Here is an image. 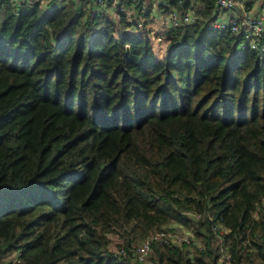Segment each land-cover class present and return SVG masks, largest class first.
Wrapping results in <instances>:
<instances>
[{
    "label": "trees",
    "instance_id": "obj_1",
    "mask_svg": "<svg viewBox=\"0 0 264 264\" xmlns=\"http://www.w3.org/2000/svg\"><path fill=\"white\" fill-rule=\"evenodd\" d=\"M201 2L169 28L0 0V264H215L217 219L230 264H264V50ZM176 222L204 248L114 255Z\"/></svg>",
    "mask_w": 264,
    "mask_h": 264
},
{
    "label": "built area",
    "instance_id": "obj_2",
    "mask_svg": "<svg viewBox=\"0 0 264 264\" xmlns=\"http://www.w3.org/2000/svg\"><path fill=\"white\" fill-rule=\"evenodd\" d=\"M107 13H115L108 9L109 0H93ZM163 0H159L160 5ZM48 4L51 0H39V3ZM139 0H131L130 5H137ZM235 3V0H215L218 10L220 11L219 18L215 19L211 25L214 28L218 29H228L233 34H240L242 39L238 45V48L241 49L244 46H249L250 48L256 49L259 48L264 50V25H263V16L262 15H251L247 13L244 8L243 12L234 16L230 13V9ZM155 5V4H154ZM155 5L157 8L156 13L159 18H161V23L166 27H179L184 24H189L193 22L198 17V11L187 7L182 13H180L176 8L169 7L164 9L163 7ZM120 12H126L124 5H118L117 9ZM149 11V10H148ZM264 211V199L256 206L253 211V217H258V212ZM188 216L193 219H203V216L210 217L211 214L206 213L202 214L199 211H186ZM211 233L215 243L218 245L219 256L215 264H230L231 255L227 248V244L224 242V234L227 233L228 228L224 226L223 222L220 219H217L215 222L211 223ZM194 235L192 231L187 227L181 225L180 223H173L169 227H164L161 229L154 230L145 236L142 240L134 242L131 244L129 252L123 248L119 247L113 253L116 256H132L133 260H136L139 263L147 262L148 258L152 254V245L154 244H175L182 245L190 248L197 246L198 249H203L204 245L199 240L194 241Z\"/></svg>",
    "mask_w": 264,
    "mask_h": 264
},
{
    "label": "crops",
    "instance_id": "obj_3",
    "mask_svg": "<svg viewBox=\"0 0 264 264\" xmlns=\"http://www.w3.org/2000/svg\"><path fill=\"white\" fill-rule=\"evenodd\" d=\"M15 1H19V0H11V2H15ZM30 1V0H27ZM73 2V5H79L81 6L80 8L84 11H93V12H102L105 13V10H103L99 5L96 4V2H94L93 0H51V2H49L48 4L41 2L40 6L42 8H51L53 6H56V4L59 3H66V2ZM109 10H113L115 11V13L117 14L119 13H123L127 16H132V15H137L139 13V11H146L149 10V13L154 15V16H158L157 14H154L153 12L156 13L157 8H155V5H160L159 0H139V3L137 5L134 6L130 5L131 4V0H109ZM95 4V5H94ZM124 5L126 8V12H120L117 9L118 5ZM155 4V5H154ZM67 5V3H66ZM243 6V7H242ZM187 7L193 8L195 10L198 11V17L202 18L201 12L199 13V10L201 11V9H203V3L201 2V0H189V3L187 4ZM187 7L185 9H187ZM244 8V10L251 14V15H262L263 16V25H264V0H235V3L233 4V6L230 9V13L234 16H238L240 15L243 10H241ZM100 9V10H99ZM185 9L179 10L177 9L180 13H182ZM210 21L208 22L209 25H211V23L219 18L220 15V11L217 8V5L215 4V6H213L210 10ZM117 16V15H116ZM159 18V17H157ZM161 20V18H159ZM241 36V35H240Z\"/></svg>",
    "mask_w": 264,
    "mask_h": 264
},
{
    "label": "rangeland",
    "instance_id": "obj_4",
    "mask_svg": "<svg viewBox=\"0 0 264 264\" xmlns=\"http://www.w3.org/2000/svg\"><path fill=\"white\" fill-rule=\"evenodd\" d=\"M108 15H112L111 17H115L116 14L111 12V13H108ZM76 36L78 37L79 34L77 33ZM173 224V223H172ZM172 224H169L168 227ZM153 232V231H152ZM140 240V239H139ZM139 240H136L135 242L139 241ZM194 241H197V239L194 238ZM215 242V241H214ZM191 253L194 252V250L190 247H186ZM116 249V248H115ZM246 264H260L256 259H253L251 262H248V261H245Z\"/></svg>",
    "mask_w": 264,
    "mask_h": 264
}]
</instances>
